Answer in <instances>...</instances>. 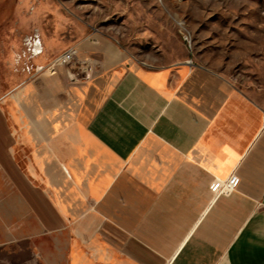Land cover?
Masks as SVG:
<instances>
[{
	"label": "crops",
	"instance_id": "obj_1",
	"mask_svg": "<svg viewBox=\"0 0 264 264\" xmlns=\"http://www.w3.org/2000/svg\"><path fill=\"white\" fill-rule=\"evenodd\" d=\"M75 46L0 93V264H264L263 106L205 67Z\"/></svg>",
	"mask_w": 264,
	"mask_h": 264
},
{
	"label": "rangeland",
	"instance_id": "obj_2",
	"mask_svg": "<svg viewBox=\"0 0 264 264\" xmlns=\"http://www.w3.org/2000/svg\"><path fill=\"white\" fill-rule=\"evenodd\" d=\"M36 34L43 56L33 60L26 40ZM91 38L114 41L148 69H210L264 108V0H0V93L16 72L23 80L32 64Z\"/></svg>",
	"mask_w": 264,
	"mask_h": 264
},
{
	"label": "built area",
	"instance_id": "obj_3",
	"mask_svg": "<svg viewBox=\"0 0 264 264\" xmlns=\"http://www.w3.org/2000/svg\"><path fill=\"white\" fill-rule=\"evenodd\" d=\"M185 42L191 48V37L184 35ZM27 51L31 59H36L43 54V45L39 35H34L26 40ZM78 64V50L76 46H72L67 50L60 53L58 56L53 58L45 66H40L37 64H32L31 67H28V70L31 72V78H35L37 75L42 74L46 71H52L59 67L71 68L74 65ZM189 65H192L191 62ZM83 66L86 70L85 79H90L92 76L93 68L88 62H83ZM239 184V178L235 175L230 176L227 180L215 179L210 186V190L214 193L216 197L220 195H228L233 192Z\"/></svg>",
	"mask_w": 264,
	"mask_h": 264
},
{
	"label": "bare ground",
	"instance_id": "obj_4",
	"mask_svg": "<svg viewBox=\"0 0 264 264\" xmlns=\"http://www.w3.org/2000/svg\"><path fill=\"white\" fill-rule=\"evenodd\" d=\"M184 35H187V37H190V34H189V32H187V30H185V34Z\"/></svg>",
	"mask_w": 264,
	"mask_h": 264
}]
</instances>
